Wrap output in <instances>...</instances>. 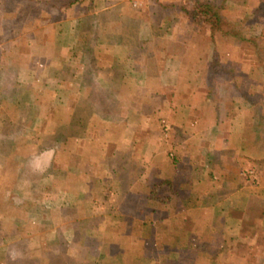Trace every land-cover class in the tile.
I'll return each instance as SVG.
<instances>
[{
  "label": "crops",
  "instance_id": "obj_1",
  "mask_svg": "<svg viewBox=\"0 0 264 264\" xmlns=\"http://www.w3.org/2000/svg\"><path fill=\"white\" fill-rule=\"evenodd\" d=\"M84 4L71 18H113L118 25L103 32L122 36L81 58L90 74H70L65 61L68 84L51 95L62 102L42 114L33 107L62 81L60 63L42 88L18 65L0 72L1 94L12 81L30 80L35 91L0 105L16 120L0 116V264H264V0ZM200 4L217 8L221 31L188 18ZM56 34L57 24L47 26L49 41ZM65 34L59 52L84 56ZM94 96L111 98L108 108L73 117L77 99ZM25 97L31 135L62 126L70 132L63 144L45 148L43 138L23 134L8 142ZM24 144L32 150L24 153ZM25 168L46 186L25 185Z\"/></svg>",
  "mask_w": 264,
  "mask_h": 264
},
{
  "label": "rangeland",
  "instance_id": "obj_2",
  "mask_svg": "<svg viewBox=\"0 0 264 264\" xmlns=\"http://www.w3.org/2000/svg\"><path fill=\"white\" fill-rule=\"evenodd\" d=\"M84 5V0H0V58H5V60L7 59V67L2 68L3 70L0 71L2 72V75L11 74L12 72L14 73V70L18 65L19 69H24L23 73L25 75H35L40 77L41 86L39 87L42 88L44 85L42 80H46L48 68L56 63H60L59 66L62 68V81L55 82L54 91L49 92L50 97L47 96V93L48 90H51V85L46 88L47 92L40 93V95L34 97L33 107L35 112H39V114H42L50 109L52 105L55 107L59 101L64 100L63 97L52 99L51 95L53 97L55 93H62L59 92V90H62L64 86L68 84L63 78V74L69 71V68H67L66 71L64 70L63 65L66 60L70 66V74H90L91 66L89 63L88 65L85 64V62L83 63L84 65H82L81 58L87 61L86 59H90V55L95 57V54L99 53L101 48H107L105 45H100L101 41L106 42V44L118 43V39L122 36L120 33L116 32H103V29H106L104 27H114L118 25V22L113 18H108L107 16L102 17L95 13L89 15L85 14L80 19L74 17L71 18L72 15L78 16L79 13H84ZM196 17L197 16H193L188 13L189 19L192 20ZM201 20L206 22L203 17ZM207 22L211 24V22ZM52 23L57 24V41L55 42L51 40L49 41L47 35V26H52ZM216 24L217 26L211 24L212 29L221 31L224 24L219 26V24H221L220 20H218ZM75 25L79 29L76 34H72L70 29ZM65 32L71 35L73 41L76 39V41H78L77 43L81 44L79 46H82L84 56H81V52H73L72 54L71 52H68L67 55L64 53L65 50L59 52V43L64 41L67 36V34L64 35ZM63 45L64 44H61L62 47ZM72 45L74 46V44ZM55 51L58 53L56 56L53 55ZM55 57L56 60L54 61L53 59ZM30 82V80L25 82L29 84H25L24 87H17V83L14 81L10 82L8 84L9 86L4 88L3 93L1 94L0 92V94L3 95L0 97V105L4 107L17 105L16 102L20 101L19 94H21V89L24 90L23 92H28L30 95L34 93L35 91L33 92L30 90ZM83 84L88 86L90 89L91 85L93 87L94 83L91 84L85 81ZM92 92L96 93V90ZM30 99L31 98L27 99L26 97L22 99L24 104L21 106V113L19 114L20 116L18 122L14 123L15 128L12 126L13 123H9L11 124V128H7L8 133L6 135L8 142L17 140L18 137L23 134L25 137L29 136L30 139L38 137L43 138L46 141V145L44 146L45 148H56L58 143H62V139L70 132L61 126L56 128V132L52 136L37 134L32 136V131L26 126V119L32 111L31 104H26V101ZM77 100V105L74 107L75 110L73 117L83 114V109L87 107L93 109V107L98 105L107 109L108 105L106 103L111 101V98L103 99L101 97L98 98L94 96L88 98L83 97ZM12 112L13 109L9 108V112L7 114H0V116L14 122L16 120L12 118ZM109 113L107 114V112H104V117L106 118L107 116H111ZM87 115L90 116L89 112H87ZM78 125L80 126L81 124L79 123ZM6 146L7 145H5V147ZM32 148L33 147L24 144L20 149L26 153V151L30 152ZM7 149H9L11 153L15 152V147H12L10 144L5 150ZM13 164L15 165V162ZM26 168L21 171V175L24 176L25 185H29L35 179L33 189L37 185L41 187L46 186L42 183V180L45 183L44 179L41 178L37 180L38 172H26ZM58 174L60 175L62 172L57 173V175ZM26 188L29 189V186ZM42 212L43 211L41 210V215Z\"/></svg>",
  "mask_w": 264,
  "mask_h": 264
},
{
  "label": "trees",
  "instance_id": "obj_3",
  "mask_svg": "<svg viewBox=\"0 0 264 264\" xmlns=\"http://www.w3.org/2000/svg\"><path fill=\"white\" fill-rule=\"evenodd\" d=\"M217 8L210 6V5H200L196 6L191 11H189V14H192L193 16H202L206 21L211 22L212 25H216L219 18L217 15Z\"/></svg>",
  "mask_w": 264,
  "mask_h": 264
},
{
  "label": "built area",
  "instance_id": "obj_4",
  "mask_svg": "<svg viewBox=\"0 0 264 264\" xmlns=\"http://www.w3.org/2000/svg\"><path fill=\"white\" fill-rule=\"evenodd\" d=\"M133 5L134 6H137L138 5V3L137 2H133ZM247 176H248V178L249 179H256V172L253 170V169H249V170H247Z\"/></svg>",
  "mask_w": 264,
  "mask_h": 264
}]
</instances>
